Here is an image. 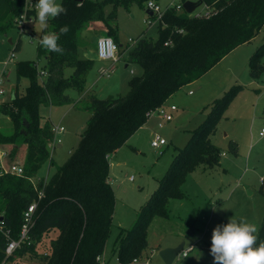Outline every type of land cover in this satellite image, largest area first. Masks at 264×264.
<instances>
[{
	"label": "trees",
	"instance_id": "16d2710c",
	"mask_svg": "<svg viewBox=\"0 0 264 264\" xmlns=\"http://www.w3.org/2000/svg\"><path fill=\"white\" fill-rule=\"evenodd\" d=\"M136 1L142 6L149 0ZM201 1L208 15L178 12L171 7L157 22L155 39L140 36L133 45L120 46L115 36V6L119 0H60L67 14L50 19L45 30L59 33L61 26H69V32L58 41L63 54L49 52L38 43L37 56L44 57L45 66L39 70L35 61H17L15 72L26 78L27 84L21 93L14 90L11 100L0 105V112L9 117L12 126L9 133L0 130V149L7 154L6 163H12L18 150L24 149L21 174L2 172L0 168V264L26 253L41 264H99L98 257L111 231L115 200L108 179L109 155L144 125L149 111L200 78L234 48L251 41L264 25V0ZM30 2L36 3L0 0V33H6L23 11L26 16L34 13ZM147 12L151 19L153 13ZM97 21L119 49L127 50L126 62L140 65L141 74L129 80L123 96H90V115L77 146L48 179L34 183L44 162L54 164L49 151L54 134L51 126L42 122L40 108L70 104L69 90L79 94L85 91L86 74L93 60L78 56V47L87 44L80 30ZM12 45L18 49L20 41ZM263 55L264 42L250 57V74L254 77L264 71ZM233 93L228 91L215 101L189 143L178 148L170 166L157 180L134 226L119 232L114 264H131L142 258L148 247L150 221L155 216H168L170 200L183 196L181 186L186 175L200 166L209 168L219 163V149L209 134ZM38 191L42 193L40 197ZM33 201L36 206L26 236L6 256L7 243L19 238L23 212ZM191 229L188 233H192ZM52 230L55 235L49 239V250L38 253L36 246ZM258 230L260 239H264V216Z\"/></svg>",
	"mask_w": 264,
	"mask_h": 264
},
{
	"label": "rangeland",
	"instance_id": "374dc122",
	"mask_svg": "<svg viewBox=\"0 0 264 264\" xmlns=\"http://www.w3.org/2000/svg\"><path fill=\"white\" fill-rule=\"evenodd\" d=\"M120 1L115 6V36L119 44L129 45V38L135 41L140 36L155 39L158 24L146 23V3L141 6L136 0H128L127 3ZM157 2L162 10L171 5L178 12L184 11L180 7L183 0ZM202 9L203 5H199L192 13ZM157 16L154 13V18ZM15 20L6 33H0V74L9 53H14V59L8 61L6 66L0 105L2 101L11 100L14 90L21 93L27 84V79L17 76L15 72L17 61H35L39 70L45 66L44 57L37 56V44L39 37L48 31H40L35 11L27 16L25 33L20 32ZM99 25L97 21L80 30L88 46L96 37L107 35ZM32 29L33 33L30 31ZM9 39L12 43L8 42ZM18 40L19 48L13 49L12 44ZM263 42L264 25L251 41L234 48L200 78L182 86L165 101V106L174 105L176 108L173 111L168 109L172 115L171 121L163 122L158 113L151 112L144 125L128 138L127 143L109 155V182L115 200L111 231L101 254V261L105 264L117 262L119 232L134 226L140 207L156 188L157 180L170 166L178 148L189 143L193 133L211 112L215 101L228 91L234 93L209 134L210 141L219 149V163L209 168L200 166L186 175L181 186L183 196L170 200L167 217H153L147 228L148 247L145 255L138 262L131 261V264H165L159 250L175 247L182 241L183 249H191L186 257L177 253L170 264H213L211 235L217 225L226 224L234 216L237 220L245 218L258 228L264 216V133L259 135L261 128H264V71L257 77L252 76L250 57ZM118 55L119 59L107 75L100 74L103 68H107L105 62L93 61L86 74L85 91L79 94L73 89L69 90L72 97L70 104L40 108L42 122H47L51 127L62 126L63 130L55 132L54 144L49 147L54 164L49 166V161L44 162L36 172L34 183L48 179L77 146L90 115V96L101 99L123 96L128 91L129 80L141 74L142 69L137 62H126L127 50L119 51ZM261 62L264 64V55ZM11 129L9 117L0 112V130L9 133ZM155 136L165 140L160 150L151 146ZM23 156L22 147L13 162L23 164ZM189 228H192V233H188ZM51 237L45 236L36 246L38 253L49 250ZM3 264L41 263L26 253L14 255Z\"/></svg>",
	"mask_w": 264,
	"mask_h": 264
},
{
	"label": "clouds",
	"instance_id": "9594fccd",
	"mask_svg": "<svg viewBox=\"0 0 264 264\" xmlns=\"http://www.w3.org/2000/svg\"><path fill=\"white\" fill-rule=\"evenodd\" d=\"M35 19L44 32L50 19L66 15L67 9L58 0H37L34 4ZM64 25L57 32H46L39 37V45L49 52L63 54L58 43L61 35L69 32ZM256 224L234 216L223 225H217L211 235L210 255L213 264H264V239H260Z\"/></svg>",
	"mask_w": 264,
	"mask_h": 264
},
{
	"label": "built area",
	"instance_id": "2783aa9c",
	"mask_svg": "<svg viewBox=\"0 0 264 264\" xmlns=\"http://www.w3.org/2000/svg\"><path fill=\"white\" fill-rule=\"evenodd\" d=\"M30 7L34 8V5L32 2L29 3ZM146 9L150 12H152V19H145L146 23L149 25L155 24L157 23L163 13L167 10L170 9L172 6H168L165 9H161L160 5L158 3H156L154 0H149L146 2L145 4ZM182 5H180L181 7ZM182 8V7H181ZM154 13H156L158 16L156 18H154ZM193 14L195 15H208V12L205 10V8L203 7L202 11H198V12H194ZM156 16V15H155ZM26 13L25 11H23L19 17L16 18L15 20V24L17 27L20 28V32H26L25 31V27H26ZM28 21H31V19H28ZM27 29V28H26ZM128 44L129 46L133 45L136 40H132V39H128ZM14 49V48H13ZM119 45L113 40L112 37L104 35V36H99L96 40V56L104 61H109L111 62L110 66H108L107 68H103L100 72V74L104 75L106 73L109 74V72L113 69L114 67V63L119 59ZM14 59V53L11 51L7 57V60L4 61V67L2 69V72L0 74V95L4 94V88H3V83L5 81V75H7V70H6V66L8 61H12ZM107 75V74H106ZM189 93H191V91H189ZM168 109L170 111L175 110V106L171 105L169 106V108H167V106L164 105V103L160 106H158L157 108H155L152 111H149L147 113V117L149 116V114L151 112H156L158 113L163 122H167L170 121L172 119V115L171 113L168 111ZM53 134H55V132H60L63 130L62 126H58L55 125L53 127H51ZM264 133V128H261L259 135H263ZM54 144V142H53ZM165 144V140L159 136H155L153 137L152 141H151V146L160 150L161 147ZM6 156V152L0 149V168L2 172H8L11 174H15V175H19L22 173L23 171V165L19 164V163H15L12 162L10 164L5 162V157ZM41 191H38V197L41 196ZM36 206V201H33L31 204L28 205V207L25 209V211L23 212V223L21 226V230H20V234H19V238L18 239H9L6 249H5V254L6 256L11 255L14 250L16 248H18L20 246L21 241L25 238L26 236V232L28 229V226L31 223V219H32V214L34 212ZM191 249L190 248H182L178 253L181 254L180 256L182 257H186L188 254V251ZM99 260V264H105L104 261H101V256L98 257ZM139 259H134L133 262H138Z\"/></svg>",
	"mask_w": 264,
	"mask_h": 264
},
{
	"label": "water",
	"instance_id": "95a60500",
	"mask_svg": "<svg viewBox=\"0 0 264 264\" xmlns=\"http://www.w3.org/2000/svg\"><path fill=\"white\" fill-rule=\"evenodd\" d=\"M77 1H80V0H77ZM201 4H202L201 0H197V1L185 0L182 3V8L186 13L190 14L195 10L197 6ZM8 42L12 43V40L9 39ZM11 97H13V92L11 94ZM183 246H184V241H182L180 244H178L175 247L162 248L159 250V256L165 264H170L176 257L177 253L183 248Z\"/></svg>",
	"mask_w": 264,
	"mask_h": 264
},
{
	"label": "crops",
	"instance_id": "0c3cea01",
	"mask_svg": "<svg viewBox=\"0 0 264 264\" xmlns=\"http://www.w3.org/2000/svg\"><path fill=\"white\" fill-rule=\"evenodd\" d=\"M31 31V33H33L34 31H33V29L32 30H30ZM28 32H29V30H28ZM97 38L98 37H96V39L95 40H92V41H90V45L88 46L87 44L86 45H84V46H82V47H78V50H77V53H78V56L79 57H81V58H88V59H92L93 61H99V60H101V59H99L97 56H96V40H97ZM92 44V45H91ZM88 46V48L86 49V48H84V47H87ZM120 46H122V45H120ZM119 46V47H120ZM119 51H122V49H119ZM102 61H104V60H101V61H99V62H101V63H104L105 62V64L107 65L106 67H108V66H110V64L111 63H109V61H104V62H102ZM165 103V102H164ZM167 108H169V107H167ZM172 120V119H171ZM170 120V121H171ZM168 122V121H167ZM7 155V154H6ZM5 158V162H6V156L4 157ZM108 179H109V176H108ZM33 180L35 181L36 179H35V177L33 178ZM52 236V237H54V235H55V231H50L46 236ZM51 237V238H52ZM106 262V261H105ZM107 263V262H106Z\"/></svg>",
	"mask_w": 264,
	"mask_h": 264
}]
</instances>
